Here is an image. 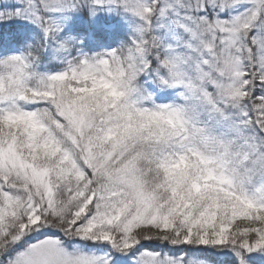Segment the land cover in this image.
<instances>
[{
	"label": "snow or ice",
	"instance_id": "6c2138e0",
	"mask_svg": "<svg viewBox=\"0 0 264 264\" xmlns=\"http://www.w3.org/2000/svg\"><path fill=\"white\" fill-rule=\"evenodd\" d=\"M0 264H264V0H0Z\"/></svg>",
	"mask_w": 264,
	"mask_h": 264
}]
</instances>
